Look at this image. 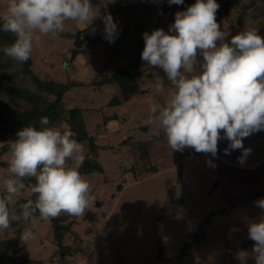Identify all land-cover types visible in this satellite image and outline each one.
<instances>
[{
  "label": "rangeland",
  "instance_id": "1",
  "mask_svg": "<svg viewBox=\"0 0 264 264\" xmlns=\"http://www.w3.org/2000/svg\"><path fill=\"white\" fill-rule=\"evenodd\" d=\"M162 1L91 0L97 16L94 23L78 24L69 20L65 22L63 32L34 36L32 73L70 84L81 82L66 92L64 104L79 106L83 110L86 128L99 145L98 159L104 171L81 173L90 184L89 206L84 216L67 214L66 220L72 224L64 236V243L73 248L72 254L61 253L55 239L48 234L49 221L37 219L35 224H30L24 221L18 210V218L12 221L11 227L7 231L0 230V239L16 236L17 228H20V234L31 228L35 239L27 243L20 239L19 254L40 260V264H235L230 257L232 247L237 244L227 240L226 230L232 225L231 210L240 209L244 214L251 212L249 195L264 188V163L259 164L264 162V131L243 141L244 146L252 150L243 165L237 162L240 151H232L230 155L218 153L213 158L210 154H197L190 149V153L180 159V169L176 162H171L159 167L157 172L135 177L128 171L131 154L120 140L128 137L135 141L160 133L159 123L149 117L151 106L163 104L173 91L166 74L162 69L152 68L141 61L136 73L140 89L124 104L108 105L117 85L110 82L98 87L91 83L93 75L101 65L106 69L103 75H108L117 65H125L132 56L136 35L132 33V40H129L128 48L120 51L119 59L111 60L110 46L100 42L83 46L71 63L67 61L74 47L73 35L94 37L104 32L102 17L106 13H111L117 27L126 19L145 16L144 32L151 33L157 28L168 32L175 13L196 2L184 0L182 5L173 4L156 22L157 7ZM216 2L220 5L216 19L225 33L224 42L230 43L232 36L247 28L254 27L264 35V0ZM6 4L7 0H0V15L6 11ZM120 5L127 6L129 13H122ZM9 68L19 69L20 65L12 63ZM156 76L164 78L162 92L154 87ZM12 80L34 89L30 76L24 72L14 75ZM63 124L65 122L61 121L58 127ZM218 144L219 148L223 146L225 149L228 143L219 141ZM1 158L7 162L10 153L2 154ZM208 160H212L215 166L207 164ZM79 166L75 156L66 162V167ZM7 169V166L0 165V174ZM4 181L0 177V192ZM118 184H121L119 190L116 188ZM26 194H31V189ZM30 199L35 200L36 195L31 194ZM220 208L223 211L216 212L203 227L205 238L193 244L184 257H178L182 245L198 230V224L211 211ZM158 242L162 245V260L156 257Z\"/></svg>",
  "mask_w": 264,
  "mask_h": 264
},
{
  "label": "clouds",
  "instance_id": "2",
  "mask_svg": "<svg viewBox=\"0 0 264 264\" xmlns=\"http://www.w3.org/2000/svg\"><path fill=\"white\" fill-rule=\"evenodd\" d=\"M167 2L182 5L184 0ZM219 7L216 0H196L175 13L168 32L157 28L142 33L141 60L162 69L173 88L167 101L151 106L149 118L159 123L172 151L190 148L216 158L219 141L226 140L224 154L240 151L237 162L243 165L252 151L243 141L264 131V37L253 27L224 42L225 33L216 19ZM93 8L91 0H7L0 31L15 39L3 47L4 55L17 63L27 62L37 33L63 32L69 20L92 23L97 19ZM102 19L104 39L114 43L120 30L111 13ZM154 87L164 91V78L156 76ZM39 123V129L31 124L19 129L7 143L9 176L0 195V230L9 229L18 218L17 210L9 205L20 199L26 179L35 180L31 191L36 199L19 205L25 222L49 221L62 213L80 217L88 209L89 182L78 168L66 167L74 156L83 164L84 145L67 124L50 126L48 116H42ZM206 163L215 166L212 160ZM254 206L264 211V197L254 201ZM248 238L254 242L255 264H264V217L248 223ZM20 239L27 243L35 234L26 228ZM249 255L240 250L237 259L247 264Z\"/></svg>",
  "mask_w": 264,
  "mask_h": 264
},
{
  "label": "trees",
  "instance_id": "3",
  "mask_svg": "<svg viewBox=\"0 0 264 264\" xmlns=\"http://www.w3.org/2000/svg\"><path fill=\"white\" fill-rule=\"evenodd\" d=\"M119 8L122 13H129L127 6L120 5ZM168 9L169 4L167 0H163L160 6L157 7L156 22H158L160 15L168 11ZM218 13L219 10L217 14ZM145 19V16H140L124 20V22L118 26L120 31L114 43L110 44L104 39V32H102L94 37L88 36L79 47L74 45L73 49L70 51V57L67 60L69 63L81 52L83 46H91L103 42L110 46V48L107 47L111 51L110 59H119L120 51L124 50L126 47L128 48V42L132 40V33L136 35V45L132 48V56L128 57L125 65L113 67L108 75H103V71L106 69L105 65H101L98 67L96 75H93L91 83L98 87L110 82L116 83L117 91L108 101V105H122L140 89L136 79V73L139 71L142 61L141 52L144 48L142 33L144 32L143 22ZM92 23H94V21ZM258 34L264 37V35ZM14 39L12 34L0 31V144H2L0 145V165L8 167L7 162L4 161L1 156L9 152L7 143L16 138L17 131L30 124L39 129L41 127L39 123L40 118L42 116H48L51 121L50 126H58L61 121L65 122V124L69 125L72 131L76 133L75 138L79 142L85 144L86 148H84V154L86 158L83 164L78 167L79 171L81 173H91L94 171L103 172V165L98 159L99 145L95 141L96 137L89 134L86 128L83 110L79 106L67 107L64 104V95L66 92L81 84V82L76 81L70 84L68 81H60L50 77L41 78L32 73L31 57L23 64L18 63L20 65L19 69H10L9 66L17 62L5 56L2 49L5 45L14 42ZM16 70H19V72ZM21 72L30 76L34 89L21 86L17 81L12 80L14 75L20 74ZM98 74L100 76H98ZM24 102L25 104L23 105ZM108 118L112 117H107V119ZM164 135L163 130H161L158 135L151 138L132 141L128 137H125L120 140V144L131 154V164L128 167V171H130L133 176L136 177L146 173L157 172L159 167L168 166L171 162H176L179 169L181 168L180 159L190 153V148H186L183 152L172 151L167 141L164 139ZM161 140L163 143H160ZM221 143L225 144L228 142L226 140H221ZM222 147L220 146L219 148L218 144L219 154L224 152ZM192 151L194 150L192 149ZM238 155L240 156V154ZM8 176L9 173L7 171H3L0 174V177L3 179L8 178ZM34 183V179L24 180L25 188L22 190L20 199L13 200L9 205L10 208L18 211L19 205L30 199L31 194L34 193L31 191V194L27 195L26 192L28 189H31ZM116 188L119 190L121 184H118ZM0 193V195L4 194V187H2ZM222 211L223 208L211 211L209 215L198 224V230L193 233L190 241L182 245L177 255L178 257H184L193 244H197L205 238L203 227L209 223L211 216L216 212L219 213ZM67 217V214L62 213L57 218L49 220L50 232L48 234L55 239V244L60 248L61 253L68 252L72 254L73 248L64 243V236L70 231L72 224L66 220ZM16 231V236L0 239V264H40V260L29 258L18 253L20 228H17ZM161 248L162 245L158 242L156 257L159 260L163 259L160 252Z\"/></svg>",
  "mask_w": 264,
  "mask_h": 264
},
{
  "label": "crops",
  "instance_id": "4",
  "mask_svg": "<svg viewBox=\"0 0 264 264\" xmlns=\"http://www.w3.org/2000/svg\"><path fill=\"white\" fill-rule=\"evenodd\" d=\"M261 162L259 164H262ZM259 166V165H258ZM264 197V188H259L249 195L248 198L252 199V204L249 206V210L246 214L242 213L241 210L232 209L231 215L233 217L232 225L227 232V240H230L231 243L237 244V246L232 247L233 254L231 255L232 261L235 264H241L237 259V254L240 250H246L249 252V257L247 264H255L254 258L251 256V251L253 247V241L248 238V223L250 221H257L260 218L264 217V211L260 208L254 206V201H257L259 198Z\"/></svg>",
  "mask_w": 264,
  "mask_h": 264
},
{
  "label": "water",
  "instance_id": "5",
  "mask_svg": "<svg viewBox=\"0 0 264 264\" xmlns=\"http://www.w3.org/2000/svg\"><path fill=\"white\" fill-rule=\"evenodd\" d=\"M73 38H74L73 44L75 46H78L79 47L81 45V42L83 40H85L87 38V36H84V37L81 38V37H79V34L76 33V34L73 35Z\"/></svg>",
  "mask_w": 264,
  "mask_h": 264
}]
</instances>
